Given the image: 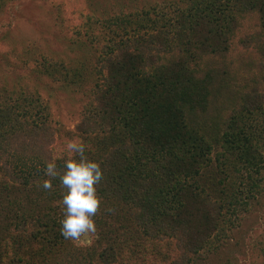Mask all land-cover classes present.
Segmentation results:
<instances>
[{
  "label": "trees",
  "instance_id": "1",
  "mask_svg": "<svg viewBox=\"0 0 264 264\" xmlns=\"http://www.w3.org/2000/svg\"><path fill=\"white\" fill-rule=\"evenodd\" d=\"M85 18L81 43L96 34ZM99 21L92 73L38 66L61 83L90 82L73 132L57 135L39 96L0 94V264L59 254L66 264H147L159 243L174 253L163 254L168 264H193L262 189L264 0H177ZM70 140L103 171L96 232L79 247L60 231L67 190L44 171L54 160L63 175L65 160L79 159Z\"/></svg>",
  "mask_w": 264,
  "mask_h": 264
},
{
  "label": "rangeland",
  "instance_id": "2",
  "mask_svg": "<svg viewBox=\"0 0 264 264\" xmlns=\"http://www.w3.org/2000/svg\"><path fill=\"white\" fill-rule=\"evenodd\" d=\"M175 1L177 0L4 1L5 5L0 11V94L3 96L2 90L9 89L13 94L23 91L29 96H39L47 108L49 120L55 126L57 135L73 132L88 100L90 82L82 83L83 86L80 87L42 76L38 71L41 60L68 62L69 68H80L81 73L90 74L93 72L94 47L103 32L99 21L101 17L152 7L166 9ZM86 15L90 16V26L96 34L94 37H85L86 42L81 43L75 27L83 25ZM58 16L62 22L57 20ZM261 177L262 189L257 190L255 196L248 201L245 210L241 207L238 216L229 218L231 221L224 227L225 231L207 250L195 257L193 264H264V170ZM3 208H7L6 203L0 206V219L4 222ZM93 236L94 234H89L81 240L91 241ZM87 244L89 243L70 240L68 246ZM149 249L151 254L147 258V264H168L170 258L165 259L163 254L174 255L164 243L154 244ZM57 256L59 257H55L52 264H66L64 254Z\"/></svg>",
  "mask_w": 264,
  "mask_h": 264
},
{
  "label": "clouds",
  "instance_id": "3",
  "mask_svg": "<svg viewBox=\"0 0 264 264\" xmlns=\"http://www.w3.org/2000/svg\"><path fill=\"white\" fill-rule=\"evenodd\" d=\"M70 156H78L79 159L69 158L64 162V173L57 171L56 162L47 163L45 175L56 178L59 176L61 185L67 190L62 197L64 207L61 224V235L65 239L91 243L87 238L89 234H95L96 225L93 217L98 211L101 200L97 195L95 185L103 178V171L99 163L89 161L85 156L86 145L79 140H70L65 145ZM42 187L52 189V182L45 179Z\"/></svg>",
  "mask_w": 264,
  "mask_h": 264
}]
</instances>
